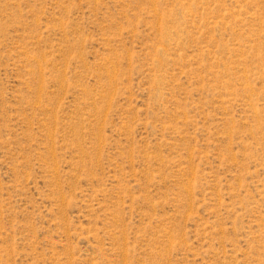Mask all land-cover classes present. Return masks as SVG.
<instances>
[{
  "label": "rangeland",
  "instance_id": "374dc122",
  "mask_svg": "<svg viewBox=\"0 0 264 264\" xmlns=\"http://www.w3.org/2000/svg\"><path fill=\"white\" fill-rule=\"evenodd\" d=\"M0 264H264V0H0Z\"/></svg>",
  "mask_w": 264,
  "mask_h": 264
}]
</instances>
